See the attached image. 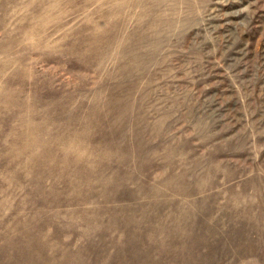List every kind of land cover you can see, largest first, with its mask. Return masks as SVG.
<instances>
[{
    "label": "rangeland",
    "instance_id": "rangeland-1",
    "mask_svg": "<svg viewBox=\"0 0 264 264\" xmlns=\"http://www.w3.org/2000/svg\"><path fill=\"white\" fill-rule=\"evenodd\" d=\"M0 264H264V0H0Z\"/></svg>",
    "mask_w": 264,
    "mask_h": 264
}]
</instances>
